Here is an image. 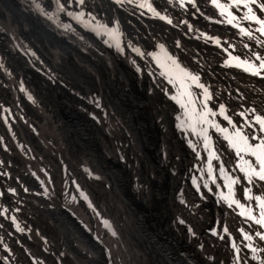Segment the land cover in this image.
Segmentation results:
<instances>
[{
	"label": "bare ground",
	"instance_id": "bare-ground-1",
	"mask_svg": "<svg viewBox=\"0 0 264 264\" xmlns=\"http://www.w3.org/2000/svg\"><path fill=\"white\" fill-rule=\"evenodd\" d=\"M260 4L0 0V259L264 264Z\"/></svg>",
	"mask_w": 264,
	"mask_h": 264
},
{
	"label": "snow or ice",
	"instance_id": "snow-or-ice-1",
	"mask_svg": "<svg viewBox=\"0 0 264 264\" xmlns=\"http://www.w3.org/2000/svg\"><path fill=\"white\" fill-rule=\"evenodd\" d=\"M213 2L216 3V0H213ZM239 2L240 0H237V3ZM248 3L255 4L256 0H248ZM217 6L222 7L223 5H217ZM247 6L248 4L246 3L245 7ZM258 7H260V9L264 11V4H260L258 5ZM248 11L249 13H252V15L246 18L255 20L257 23H259L261 25L262 34H264V20L258 19L253 13L251 7L248 8ZM261 67L264 68V63L261 64ZM256 121L260 125V131L264 132V118L257 116ZM237 135L239 136L240 134L237 133ZM241 139L243 140L244 148L243 149L238 148L237 150L238 151L246 150L249 152V154L255 157V162L259 164V169L257 170L256 168H253L250 164L249 167L251 169V174L255 175L260 180L264 181V138H258L256 136L249 137L247 135H244L241 137ZM250 139H259V143L257 145L250 144L249 143ZM257 199H259V197H257ZM257 223H264V221L258 220ZM262 239H264V237H262Z\"/></svg>",
	"mask_w": 264,
	"mask_h": 264
},
{
	"label": "rangeland",
	"instance_id": "rangeland-1",
	"mask_svg": "<svg viewBox=\"0 0 264 264\" xmlns=\"http://www.w3.org/2000/svg\"><path fill=\"white\" fill-rule=\"evenodd\" d=\"M51 119H52V118H51ZM110 157H111V156H110ZM111 158H113V157H111ZM133 173H134V171H133ZM150 178H151V177H150ZM79 179H80V180H79ZM79 179H77V181H76V182L78 183L79 186H80V184H83V182H85V181H89V180L83 179L82 177H80ZM82 179L85 180V181H81ZM78 181H79L80 183H79ZM90 182H91V181H89V183H90ZM144 185H147V184L144 183ZM76 186H77V185H76ZM79 186H78V187H79ZM142 187H144V186H141V188H142ZM128 188H129V187H128ZM181 222H183V221H181ZM184 223H186V222H184ZM184 223H182V225H184Z\"/></svg>",
	"mask_w": 264,
	"mask_h": 264
}]
</instances>
